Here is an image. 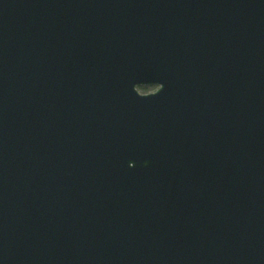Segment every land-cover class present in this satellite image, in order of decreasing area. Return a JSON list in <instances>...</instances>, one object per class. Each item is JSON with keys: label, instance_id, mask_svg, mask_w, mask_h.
Instances as JSON below:
<instances>
[{"label": "water", "instance_id": "95a60500", "mask_svg": "<svg viewBox=\"0 0 264 264\" xmlns=\"http://www.w3.org/2000/svg\"><path fill=\"white\" fill-rule=\"evenodd\" d=\"M0 264H264V0H0Z\"/></svg>", "mask_w": 264, "mask_h": 264}, {"label": "rangeland", "instance_id": "374dc122", "mask_svg": "<svg viewBox=\"0 0 264 264\" xmlns=\"http://www.w3.org/2000/svg\"><path fill=\"white\" fill-rule=\"evenodd\" d=\"M137 89L140 93H149V92H153L156 89V87L155 86H138Z\"/></svg>", "mask_w": 264, "mask_h": 264}]
</instances>
